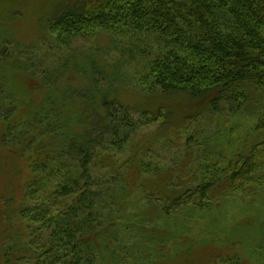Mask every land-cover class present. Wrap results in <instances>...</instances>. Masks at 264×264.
Instances as JSON below:
<instances>
[{"label":"rangeland","instance_id":"rangeland-1","mask_svg":"<svg viewBox=\"0 0 264 264\" xmlns=\"http://www.w3.org/2000/svg\"><path fill=\"white\" fill-rule=\"evenodd\" d=\"M76 1L0 0V264H65L68 253L53 250L52 230L43 222L49 218L41 222L39 216L41 198L51 187H30L40 146L39 139H31L36 136L32 115L40 112L42 73L59 69L72 52L90 49L108 65L107 72L117 65L128 76L125 94H119L121 83L115 94L116 88L110 89L134 123L126 142L93 152L89 211L91 224L103 231V246L92 264H264V88L250 89L240 102L215 106L185 93L152 92L149 64L159 40L131 33V27L115 36L65 39L66 33L51 26ZM77 58L60 84L70 80L79 91L89 79L75 78ZM98 77L106 89L108 79ZM145 112H163L164 120L147 114L142 124ZM73 118L74 133L82 136L86 121L80 128L79 116ZM26 137L32 141L28 152L17 157L16 141ZM251 155L255 162L246 178L232 180L229 171ZM82 179L83 186L88 179ZM205 184L211 185L205 200L196 196L188 203ZM66 204L72 201L65 199Z\"/></svg>","mask_w":264,"mask_h":264},{"label":"trees","instance_id":"trees-1","mask_svg":"<svg viewBox=\"0 0 264 264\" xmlns=\"http://www.w3.org/2000/svg\"><path fill=\"white\" fill-rule=\"evenodd\" d=\"M129 27L135 30L131 33L159 40L158 53L149 64L152 92L185 93L193 99H209L210 106H215L240 102L250 89L264 88V0H77L68 10L60 11L51 26L60 34L66 33L65 39L104 33L115 36L122 28L130 31ZM81 51L72 52L63 66L37 79L43 98L40 112L32 115L36 136L31 139H39L40 146L32 165L37 176L30 187H51L41 198L39 216L41 222L44 216L49 218L43 222L47 226L44 228L52 230L53 250L65 248L68 253L65 264H92L96 251L103 246V231H96L91 224L93 211H89L94 205L90 170L93 152L107 144L126 142L134 130L129 108L115 100L110 89L116 88L115 94L121 83L119 94H125L128 76L122 75L117 65L109 64L113 70L107 72L108 65L96 60L98 56L94 58L90 52L93 50ZM75 57L81 60L72 65L75 78L89 79L86 89L79 91L70 80V84H60ZM99 74L108 79L106 93L99 86ZM61 87L64 92L58 95ZM69 106L77 111L85 107V111L77 114ZM161 113L145 112L140 123L147 117L163 121ZM75 116H79L77 121H86L82 136L74 133ZM29 139L16 141L17 157L22 153L26 156L32 143H27ZM254 162L251 155L231 169L229 177L246 178ZM247 163L250 168H245ZM82 177L88 179L83 186ZM210 188L209 184L198 187L188 203L196 196L203 202ZM65 199L72 204L63 207Z\"/></svg>","mask_w":264,"mask_h":264}]
</instances>
